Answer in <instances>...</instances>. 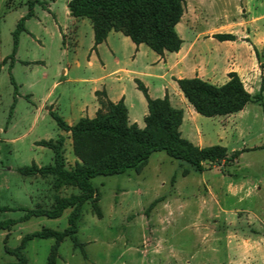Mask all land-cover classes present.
<instances>
[{
  "label": "rangeland",
  "instance_id": "1",
  "mask_svg": "<svg viewBox=\"0 0 264 264\" xmlns=\"http://www.w3.org/2000/svg\"><path fill=\"white\" fill-rule=\"evenodd\" d=\"M30 1L33 0H0V206L15 209L0 212V220L20 219L25 215L20 208H52L57 196L74 194L65 188L57 190L52 176L24 177L18 170L54 162V152L37 142L58 138L60 129L54 114L64 119L80 90L79 84L62 82L53 86L54 81H63L64 71L73 70L76 59L82 64L79 73L93 76L87 67L93 43L92 22L69 21V0H41L44 5L36 4L35 15L26 21L13 56L14 33L29 13ZM223 3L224 0L213 2L212 12L219 17L223 15ZM260 60V71L254 72L257 81L252 89L249 83L246 88L254 96H263L261 99L231 117L202 116L206 120L201 126L203 133L228 149L226 162L207 164V169L199 173L165 152H156L140 173L129 170L95 178L102 217L97 216L91 202L86 203L78 233L84 250L66 239L54 264H172L166 255L170 245L197 254L195 262H199L203 256L198 248L201 239L213 244L217 257L226 261L231 256L226 248L228 240L236 236L264 237V50ZM45 100L55 112L44 110L38 116L36 109ZM70 151L67 145L66 163L71 168L74 161L69 158ZM237 151L240 156L232 158ZM186 169L190 172L184 175ZM223 177L245 181L251 193H244L241 200H209L207 182ZM174 188L182 189L183 194L175 197ZM168 200L173 211L162 215ZM233 210L239 215L230 216ZM67 226L68 211L58 219L33 217L11 231L0 230V264L18 261L8 250L20 245L19 236L46 228L63 231ZM55 243L52 238L29 241L24 250L26 264H49ZM142 252L148 255L142 256ZM156 253L160 256L155 257Z\"/></svg>",
  "mask_w": 264,
  "mask_h": 264
},
{
  "label": "trees",
  "instance_id": "2",
  "mask_svg": "<svg viewBox=\"0 0 264 264\" xmlns=\"http://www.w3.org/2000/svg\"><path fill=\"white\" fill-rule=\"evenodd\" d=\"M36 4L44 5L41 0L30 1L29 13L18 23L14 33V57L18 51L20 35L26 30V21L35 15ZM185 4V0H70L68 8L71 16L91 20L95 34L94 49L115 31L129 37L136 45L145 44L157 54L163 55L165 52H178L183 45L176 26L184 16ZM216 38L220 41L236 40V36L228 34L217 35ZM255 51L259 55L257 49ZM229 78L222 86L200 78L181 79L177 83L194 109L208 118L238 114L250 103L263 97L252 95L237 73H230ZM138 87L148 102L145 128L130 122L128 108L123 100L114 103L104 92L97 93L101 108L94 118H82L75 125L69 126L54 114L59 128L71 133L73 153L78 161L73 167H67L65 138L60 137L38 143L54 152L53 164L43 167L33 164L18 171L24 177L52 176L57 190L73 187L79 192L70 197L57 196L52 208H20V211L25 212L20 219L0 220V230L11 231L13 227L33 217L58 219L66 210L71 209L69 226L65 230L46 228L28 234L21 239L17 248L8 250L9 254L18 259L10 264H26L24 250L29 241L37 238L56 240L49 264H54L59 247L66 239H71L77 249L84 250L85 244L78 238L84 205L91 202L97 216L102 217L99 195L93 184L97 177L124 174L129 170L140 173L156 152H165L189 164L199 173L207 169V164L227 161L226 147L215 145L200 148L182 136L180 127L184 111L173 107L168 97L152 99L141 82H138ZM240 154L237 151L232 158H238ZM189 172L184 170V175ZM8 211L15 209L0 206V212Z\"/></svg>",
  "mask_w": 264,
  "mask_h": 264
},
{
  "label": "crops",
  "instance_id": "3",
  "mask_svg": "<svg viewBox=\"0 0 264 264\" xmlns=\"http://www.w3.org/2000/svg\"><path fill=\"white\" fill-rule=\"evenodd\" d=\"M191 1V3L186 2L184 16L176 26L183 45L180 51L174 53L165 52L159 55L149 46L136 45L129 37L115 31H112L107 40L94 49L95 34L92 24L93 43L87 67L93 76L81 75L79 69L82 64L76 59L73 70L64 71L63 81L53 83V86L62 82L80 85L77 99L71 106L69 114L62 119L69 126H73L82 118H94L101 108L97 93L104 92L114 103L123 100L128 108L130 122L145 128L148 102L138 87V82H141L152 99L168 97L173 107L184 111L180 131L185 139L200 148L215 146L213 136L203 133L201 126L206 120H203L202 115L188 102L177 80L200 78L213 85L222 86L229 81V74L235 72L240 76L245 88L249 83L252 89V84L257 81L254 72L258 74L260 66L263 65L260 57L264 50V0H224V11L220 17L212 12L215 0ZM66 15L71 22L77 23L80 20L71 16L68 5ZM225 34L236 36V40L220 41L216 38L217 35ZM255 49L259 55L256 54ZM249 92L252 94V90ZM36 110L38 116L44 110L48 113L55 112L53 105L47 106V100ZM231 116L233 115L223 117ZM216 118L219 117L210 119ZM216 136L222 140L221 135L216 134ZM60 137L65 138L64 149L70 145L69 158L75 165L78 159L73 153L71 133L60 129L58 138ZM65 158L68 161L66 153ZM67 167L70 168L68 165ZM65 189L71 190L72 194L78 193L73 187ZM174 191L175 197L183 194L182 189L174 188ZM244 193L246 196L251 193L245 181H234L223 177L207 182L206 196L209 200L219 201V198L229 197H240L241 200ZM164 198L166 200V197ZM171 204L169 200L165 203L162 215L172 213ZM66 211L69 218L71 209ZM236 213L238 211L233 210L230 216ZM202 231L201 235L204 236L205 228H202ZM18 238L22 239L20 236ZM198 248L203 255L198 259L199 262H195L197 254L185 253L172 245L166 248V255L172 264L177 262L178 264H264V237L239 239L236 236V239L228 240L226 248L231 256L226 261L217 257L215 247L206 240L201 239ZM210 248H213L214 253L207 252ZM143 255L148 254L142 252ZM154 256L159 257L160 254L156 253Z\"/></svg>",
  "mask_w": 264,
  "mask_h": 264
}]
</instances>
